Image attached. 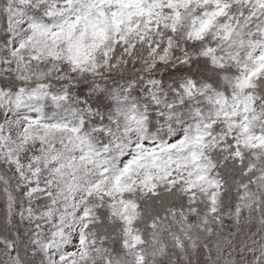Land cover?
I'll list each match as a JSON object with an SVG mask.
<instances>
[{
  "label": "snow or ice",
  "instance_id": "obj_1",
  "mask_svg": "<svg viewBox=\"0 0 264 264\" xmlns=\"http://www.w3.org/2000/svg\"><path fill=\"white\" fill-rule=\"evenodd\" d=\"M0 264H264V0H0Z\"/></svg>",
  "mask_w": 264,
  "mask_h": 264
}]
</instances>
